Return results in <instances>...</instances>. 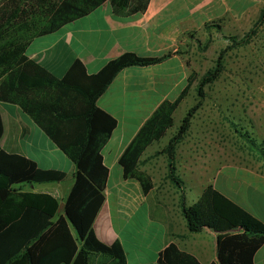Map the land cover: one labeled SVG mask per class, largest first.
<instances>
[{
	"label": "crops",
	"instance_id": "obj_1",
	"mask_svg": "<svg viewBox=\"0 0 264 264\" xmlns=\"http://www.w3.org/2000/svg\"><path fill=\"white\" fill-rule=\"evenodd\" d=\"M261 4L264 0H150L143 13L118 17L105 2L27 45V57L57 78L75 60L88 74H96L124 53L166 57L157 64L121 70L96 101L116 120V127L101 150L108 174L92 229L102 243H120L126 264H159L160 254L169 245L199 264H217V234L209 229L188 231L180 209L181 191L190 207L210 186L264 223V161L250 157L251 151L228 123L234 122L264 148V104H260V78L253 66L240 72L243 66L231 64L237 70L226 76L223 71L204 88L203 106L176 148V174L184 183L181 190L168 181L167 160L160 153L175 132L166 144L149 145L140 158L138 169L151 184L147 191L136 179L125 178L119 165L142 125L163 102L175 101L186 88L196 70L195 53L206 52L215 38L249 30ZM182 102L173 113L174 123ZM184 112L177 114V126ZM0 118V150L22 155L39 169L66 174L58 183L19 189L56 196L63 203L74 183L75 165L17 105L0 102ZM254 126L256 132H251ZM57 213L63 215V209ZM253 263L264 264V244L255 252Z\"/></svg>",
	"mask_w": 264,
	"mask_h": 264
},
{
	"label": "trees",
	"instance_id": "obj_2",
	"mask_svg": "<svg viewBox=\"0 0 264 264\" xmlns=\"http://www.w3.org/2000/svg\"><path fill=\"white\" fill-rule=\"evenodd\" d=\"M149 1L0 0V102L17 105L76 167L74 183L63 201V215H58V200L45 193L22 192L19 187L58 183L66 174L39 169L22 155L0 150V264H126L120 243L106 245L92 229L104 201L108 174L101 150L116 127V120L99 109L96 101L121 70L157 64L166 57L124 53L96 74H88L75 60L66 74L57 78L30 60L25 49L34 38L58 32L105 2L113 15L125 17L143 13ZM263 24L264 6L242 37L224 36L227 45L195 88L196 104L186 111L160 152L167 160L166 177L178 190L184 183L176 174V148L201 107L204 88L223 72L225 54L248 45ZM195 76V72L189 75L186 88L175 101H165L156 109L119 158L124 177L139 181L144 191L151 184L138 169L140 158L173 127V113ZM228 123L254 156L264 161L263 146L234 122ZM2 132L0 118V138ZM180 209L190 233L209 229L217 234V264H254L253 256L264 244L262 221L210 186L190 207L181 191ZM158 263L199 264L174 245L160 254Z\"/></svg>",
	"mask_w": 264,
	"mask_h": 264
},
{
	"label": "rangeland",
	"instance_id": "obj_3",
	"mask_svg": "<svg viewBox=\"0 0 264 264\" xmlns=\"http://www.w3.org/2000/svg\"><path fill=\"white\" fill-rule=\"evenodd\" d=\"M263 6H264V4H261V7H263ZM247 31H245V32H247ZM245 32L238 35L237 37L238 38L242 37ZM226 45H227V40L224 37H223V39L222 38H218V39L215 38V40H212V44L209 45L208 48L206 47V52H204L203 50H198L199 52L195 53V58H193L192 61L196 65V70L193 71V72H195L196 76L193 80V83L191 84V86L189 88L187 95L185 96V98L182 102V106L180 107L181 109H180V111H178L177 114H179V112L183 111L184 109H185L184 113H186V111L189 108H191L192 106H194L196 104L197 97H196L195 88L199 82L200 77L208 69H210L209 68L210 65H211V67L213 66L218 52L221 49H223ZM201 56H204V58L201 59L200 58ZM235 63L240 64V66H243L241 68L242 70L240 68L238 69V71H240V72L241 71H243V72L251 71L250 67L251 66L254 67V73L257 72L258 76L260 78V95H261L260 104L263 105L264 104V24L258 28L256 35L254 37H252V40L250 41V43L248 45L238 47V48L233 49V50H231L225 54L224 60H223V65H224L223 71H224L225 76L227 74L231 73L233 70H237L233 67V65H231V64H235ZM237 66H239V65H237ZM244 67L245 68L248 67V68L245 69ZM224 87H226V86H224ZM244 88H245V85H244ZM203 101H204V99L201 102V108L203 106ZM177 114L175 117L174 126L167 132L166 136L163 137L156 144H160V145L166 144V141L169 138V136L175 132V129L178 127L177 126V119H178ZM246 125L248 127L251 126L249 124H246ZM255 127L256 126H254V130L250 129L251 132H256ZM154 146H156V145H154ZM152 148H154V147H152ZM249 154L251 155L250 157L257 158L254 156L255 154H253L252 152H250ZM245 155L248 157V153L245 152Z\"/></svg>",
	"mask_w": 264,
	"mask_h": 264
},
{
	"label": "water",
	"instance_id": "obj_4",
	"mask_svg": "<svg viewBox=\"0 0 264 264\" xmlns=\"http://www.w3.org/2000/svg\"><path fill=\"white\" fill-rule=\"evenodd\" d=\"M63 206H64L63 203L59 204L58 211H59V210H62V209H63Z\"/></svg>",
	"mask_w": 264,
	"mask_h": 264
},
{
	"label": "built area",
	"instance_id": "obj_5",
	"mask_svg": "<svg viewBox=\"0 0 264 264\" xmlns=\"http://www.w3.org/2000/svg\"><path fill=\"white\" fill-rule=\"evenodd\" d=\"M53 198L57 199L56 196H52Z\"/></svg>",
	"mask_w": 264,
	"mask_h": 264
}]
</instances>
